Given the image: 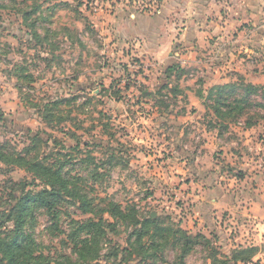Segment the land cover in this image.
Returning <instances> with one entry per match:
<instances>
[{
  "label": "rangeland",
  "instance_id": "rangeland-1",
  "mask_svg": "<svg viewBox=\"0 0 264 264\" xmlns=\"http://www.w3.org/2000/svg\"><path fill=\"white\" fill-rule=\"evenodd\" d=\"M170 1L0 0V146L62 168L0 161V248L54 184L23 221L28 264H264V21L202 34ZM150 217L191 243L138 239Z\"/></svg>",
  "mask_w": 264,
  "mask_h": 264
},
{
  "label": "trees",
  "instance_id": "trees-1",
  "mask_svg": "<svg viewBox=\"0 0 264 264\" xmlns=\"http://www.w3.org/2000/svg\"><path fill=\"white\" fill-rule=\"evenodd\" d=\"M79 1V0H78ZM83 2V0H81ZM81 5V4H80ZM252 89H255V86H250ZM251 90H249V93ZM0 161L3 163H17L20 165H26L30 166V168L36 172V173H41L43 172L44 174H55L54 176V183L59 179V174L62 171V168H59V170L52 172L51 169L46 168L45 166H42L39 161L34 160L33 162L23 158V157H18V158H11L10 156L6 155L3 153V149L0 146ZM57 183H60V181H57ZM67 189L66 187H64ZM60 192L59 189L56 188L54 184H51V187L37 191V192H28L26 195L21 197L19 201H17L18 206H17V211H18V219L19 221L16 223L14 230L12 233L15 235L14 240L12 243L7 244L6 246L3 245V248H0V251L3 253L4 258L6 259V264H28L27 259L25 258V254L22 255L21 251V242L18 240L19 236H23L21 234V230L23 229V221H25V217L28 213V211L34 207V206H41L45 208H49L50 210L53 209V200L57 199L59 196ZM112 208H106L104 210H101V213H106L111 216L113 215H119L123 216V213L121 210H119V206L116 204L112 205ZM86 212L88 210H85ZM9 219H11L10 214L7 215ZM92 221L88 223L87 225H83L82 228H94V224ZM155 223V220H153L151 217L150 219L144 220L142 223H140V229L143 231V233H140L139 235L137 234L138 239L142 238L143 236H147L149 234V231H152V236H158V239H160V242L163 245H168L173 241V238L178 237H183L186 239L188 244L191 242V236H188L184 231L180 230H174L173 228H170L168 226H157ZM136 225H139V222L136 221ZM2 224L0 225V227ZM83 233V231H80ZM172 237V238H170ZM96 239V238H94ZM151 240H153L151 238ZM175 240V239H174ZM3 244V242H1ZM93 243H97V240H94ZM88 244H91V242L88 241ZM88 245H86L87 247ZM90 246V245H89ZM92 246V245H91ZM257 251L256 247H251V248H241L236 252V255L234 256L235 261H242V262H249L253 259L255 256V252Z\"/></svg>",
  "mask_w": 264,
  "mask_h": 264
},
{
  "label": "crops",
  "instance_id": "crops-1",
  "mask_svg": "<svg viewBox=\"0 0 264 264\" xmlns=\"http://www.w3.org/2000/svg\"><path fill=\"white\" fill-rule=\"evenodd\" d=\"M173 4L171 8H173L172 11L174 13L177 11V7L181 3H183L184 11L182 13V17L185 18H194L195 20H203L205 23L200 26V29L202 30L201 33L203 34L205 31L216 33L217 31H220V29H224L223 26H226V29H228V23L234 22V26L238 24L239 20L241 21H250L252 22H258V21H264V0H178L176 1H170V4ZM169 6V7H168ZM167 8H170V5L167 4ZM226 9L229 11L228 18H225L222 13L226 12ZM162 16H158L156 18V21L154 22L153 28H151L150 35L152 37L151 42L156 40V36L162 34L164 30L171 29L173 24L171 25H164L162 26L160 24V21L162 20ZM226 20V23H223V20ZM256 20V21H254ZM153 23V22H152ZM193 26H196L195 22H192ZM264 25V24H263ZM166 26V28H165ZM192 26V27H193ZM141 31H147L149 28L146 24V26H137ZM161 27H164V30H159ZM205 29H202V28ZM194 28V27H193ZM207 28V29H206ZM162 29V28H161ZM209 30V31H208ZM189 31V32H188ZM196 32V28L193 30ZM139 32V30H138ZM190 30L185 31V35L190 33ZM205 32V33H206ZM210 34V33H209ZM167 36L171 37L173 34H167ZM167 37V41L170 40V38ZM173 39V38H172ZM172 41V40H171ZM168 43V42H166ZM157 46V45H156ZM151 54L155 55L156 53L151 50Z\"/></svg>",
  "mask_w": 264,
  "mask_h": 264
}]
</instances>
